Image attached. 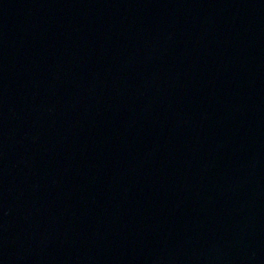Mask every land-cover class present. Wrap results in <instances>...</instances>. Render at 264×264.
I'll return each instance as SVG.
<instances>
[{"label":"water","instance_id":"water-1","mask_svg":"<svg viewBox=\"0 0 264 264\" xmlns=\"http://www.w3.org/2000/svg\"><path fill=\"white\" fill-rule=\"evenodd\" d=\"M0 264H264V0H0Z\"/></svg>","mask_w":264,"mask_h":264}]
</instances>
